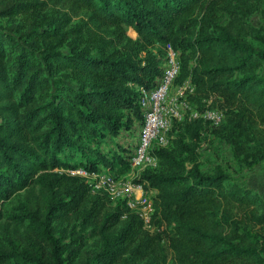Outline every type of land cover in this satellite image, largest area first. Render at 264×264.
<instances>
[{
  "label": "trees",
  "instance_id": "obj_1",
  "mask_svg": "<svg viewBox=\"0 0 264 264\" xmlns=\"http://www.w3.org/2000/svg\"><path fill=\"white\" fill-rule=\"evenodd\" d=\"M50 1L88 11L95 29L43 25L36 11H28L43 1L9 6L28 13L30 26L18 36L0 29V220L3 204L18 190L43 185L48 193L43 212L23 204L7 218L26 221L50 252L46 259L37 247L0 249V264H70L74 247L54 234L51 220L71 210L95 219L99 239L80 264H135L138 258L163 264L164 252L162 260L154 256L159 235L143 232L142 220L125 199L107 208L99 200L78 208L80 188L67 193V200L56 188L62 175L52 170L130 168L134 145L116 138L127 140V133L141 126L140 89L156 86L166 44L179 53L175 84L190 83L192 105L201 111L209 107L202 97L218 94L230 104L228 113L243 120L251 115L264 128V47L234 35L207 12L197 13L214 5L212 0ZM225 4L226 10L235 6L234 0ZM128 29L137 37L128 36ZM67 32L78 41L63 45ZM22 36L32 45L21 42ZM46 38L51 39L42 41ZM177 125L168 132L169 144L153 149L156 167L133 178L143 192L151 191L153 218H162L173 233L174 264H264V202L220 166L202 169L201 118ZM220 125L210 128L218 132Z\"/></svg>",
  "mask_w": 264,
  "mask_h": 264
},
{
  "label": "rangeland",
  "instance_id": "obj_2",
  "mask_svg": "<svg viewBox=\"0 0 264 264\" xmlns=\"http://www.w3.org/2000/svg\"><path fill=\"white\" fill-rule=\"evenodd\" d=\"M16 1L0 0V11H4L0 13V29L6 33H12L16 36L20 35V33H25L30 26V17L28 15L33 11L37 12L38 21L43 25L45 23L51 25L62 24L63 30L72 27L81 31H85L87 27L95 29L88 18V11L83 9H68L57 1L38 0L43 1L44 4L37 8L31 6L28 10L29 14H23L10 10L9 6L11 7ZM234 2L235 6H230L226 10L224 9L226 6L225 0H212L211 4L214 3V5H206L199 9L197 13L203 14L207 12L209 15L214 16L218 23L228 26L234 35L251 42L256 47H264V0H234ZM99 34L103 33L97 31L96 35ZM126 34L133 39L137 37L135 31L132 29H128ZM64 36L65 41L63 45L65 46L69 41L75 43L78 41L74 32H67ZM19 39L23 43L32 45L30 41L26 40V37L22 36ZM50 39L46 38L42 39V41L47 42ZM61 49H65V47ZM185 92L189 95V88H186ZM202 98L210 108L219 109L224 114L223 122L220 125L222 128H219L218 132L211 129L210 125L203 120L204 129L199 141V162L202 169L212 171L215 166H220L234 182L252 189L257 194V197L264 202V128L256 124V120L251 115L246 120H243L228 113L227 111H230V104L221 95L208 94ZM177 124L178 122L173 124L172 130L174 127L177 128ZM229 133H231L230 136H226ZM127 134V140H125L123 135H120V137L117 136L116 141L133 145V136L136 135V143L137 132H129ZM222 134H225L223 138ZM234 140L238 142L239 148H234L236 145L234 144ZM113 141V138H111L109 144L112 145ZM52 172L60 176L62 175L61 179L56 182V188L62 195L68 197L67 200L69 199L67 193L72 195L74 187L80 188L78 208L89 207L94 200H99L101 207L107 208V206H113L117 201V199L112 198L102 190L90 187L83 176L68 172L67 170L55 169ZM112 174L116 178H134L136 176V173L131 168L126 170L124 167H116V170L112 171ZM47 194V190L43 185L34 182L24 189L18 190L8 202L3 204L2 211L4 216L0 220V249L8 250L12 247H17V249L22 250L37 247L44 258H48L50 246L27 226L26 221L17 223L13 219L7 218L8 213L19 212L23 204H26L30 210L43 212ZM150 197L152 198V196ZM131 210L138 215L137 210ZM153 213L154 209L149 214L147 221H143L138 215L142 220V230L149 237L155 234L159 235L160 242L155 240L154 247L156 259L162 260V252H164L166 260L163 264H174L173 251L170 248L173 233L162 218H153ZM77 214L71 210L51 220L54 234L61 239L64 245L69 243L74 247L71 260L69 261L70 264H80L87 255L93 254L99 245L98 235L95 230V219H82ZM151 241L150 247L152 248L154 241ZM67 254L68 252L65 255ZM135 264L153 263L138 258Z\"/></svg>",
  "mask_w": 264,
  "mask_h": 264
},
{
  "label": "built area",
  "instance_id": "obj_3",
  "mask_svg": "<svg viewBox=\"0 0 264 264\" xmlns=\"http://www.w3.org/2000/svg\"><path fill=\"white\" fill-rule=\"evenodd\" d=\"M162 48L163 70L156 86L147 90L140 89L139 105L143 111V120L129 158L130 168L136 176L146 168L156 167L157 158L153 149L169 144L168 132L175 122L201 118L209 125L218 126L224 119V114L219 109L206 106L200 111L192 105L185 92L186 88H189L190 93L193 92L190 83L185 81L181 85L175 84L180 66L178 51L170 44ZM67 171L83 176L93 189L102 190L115 199H125L126 205L137 210L143 221L149 219V214L154 209L150 197L152 193L143 192L142 186L135 183L132 177L116 178L108 171L87 172L80 168Z\"/></svg>",
  "mask_w": 264,
  "mask_h": 264
},
{
  "label": "crops",
  "instance_id": "obj_4",
  "mask_svg": "<svg viewBox=\"0 0 264 264\" xmlns=\"http://www.w3.org/2000/svg\"><path fill=\"white\" fill-rule=\"evenodd\" d=\"M139 130H140V126L137 128V139H138V135H139ZM135 138H136V135L135 136H133V139H134V143H133V145H135L136 143H135ZM137 142V141H136Z\"/></svg>",
  "mask_w": 264,
  "mask_h": 264
}]
</instances>
